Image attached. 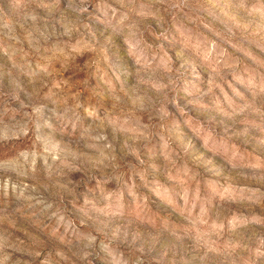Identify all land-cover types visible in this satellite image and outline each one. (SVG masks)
I'll return each mask as SVG.
<instances>
[{
  "label": "rangeland",
  "instance_id": "obj_1",
  "mask_svg": "<svg viewBox=\"0 0 264 264\" xmlns=\"http://www.w3.org/2000/svg\"><path fill=\"white\" fill-rule=\"evenodd\" d=\"M0 264H264V0H0Z\"/></svg>",
  "mask_w": 264,
  "mask_h": 264
}]
</instances>
